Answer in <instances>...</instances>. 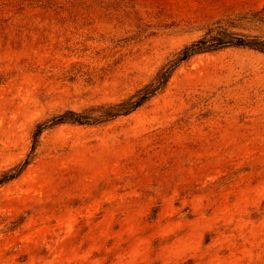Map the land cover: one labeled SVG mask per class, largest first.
I'll list each match as a JSON object with an SVG mask.
<instances>
[{"label":"rangeland","instance_id":"1","mask_svg":"<svg viewBox=\"0 0 264 264\" xmlns=\"http://www.w3.org/2000/svg\"><path fill=\"white\" fill-rule=\"evenodd\" d=\"M264 0H0V264H264V55L194 56L135 112L65 111L146 85ZM257 22L235 31L263 36Z\"/></svg>","mask_w":264,"mask_h":264},{"label":"trees","instance_id":"2","mask_svg":"<svg viewBox=\"0 0 264 264\" xmlns=\"http://www.w3.org/2000/svg\"><path fill=\"white\" fill-rule=\"evenodd\" d=\"M264 11V8H263ZM257 22L261 25L263 36H249L236 32L244 23ZM229 48L249 49L264 55V18L260 12L237 19L221 20L205 28L203 34L194 42L181 48L156 72L154 77L143 87L136 90L128 98L116 104L101 105L82 110L81 112L65 111L53 117L50 124H39L33 133L32 152L35 150L37 139L45 129L62 124L98 125L121 116H127L145 105L149 100L163 91L178 66L190 58L206 53H214ZM30 159L2 175L0 185L16 179L29 165Z\"/></svg>","mask_w":264,"mask_h":264}]
</instances>
